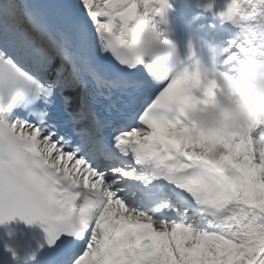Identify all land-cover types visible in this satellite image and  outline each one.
I'll use <instances>...</instances> for the list:
<instances>
[{
  "label": "snow or ice",
  "instance_id": "snow-or-ice-1",
  "mask_svg": "<svg viewBox=\"0 0 264 264\" xmlns=\"http://www.w3.org/2000/svg\"><path fill=\"white\" fill-rule=\"evenodd\" d=\"M167 6L0 0V223L46 226L52 264H264V152L185 119L225 94L219 76L264 58V0L220 11L235 38L206 80L165 66ZM114 91L127 110L101 120L94 99Z\"/></svg>",
  "mask_w": 264,
  "mask_h": 264
},
{
  "label": "clouds",
  "instance_id": "clouds-1",
  "mask_svg": "<svg viewBox=\"0 0 264 264\" xmlns=\"http://www.w3.org/2000/svg\"><path fill=\"white\" fill-rule=\"evenodd\" d=\"M243 69L235 77L219 76L225 94H220L214 103L188 110L185 119L206 134L252 137L260 153L264 152V58L246 60ZM199 72L206 80L209 68L199 66ZM209 148L219 153L215 145Z\"/></svg>",
  "mask_w": 264,
  "mask_h": 264
}]
</instances>
